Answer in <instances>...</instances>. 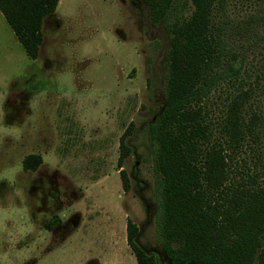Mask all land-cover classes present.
<instances>
[{
	"label": "rangeland",
	"instance_id": "374dc122",
	"mask_svg": "<svg viewBox=\"0 0 264 264\" xmlns=\"http://www.w3.org/2000/svg\"><path fill=\"white\" fill-rule=\"evenodd\" d=\"M216 22L241 68L212 92L210 113L248 89L249 117L264 108V0H222ZM168 38L144 0H59L33 60L0 12V264H138L128 220L144 251L158 249L148 130L165 100ZM260 140H249L252 167ZM32 153L37 170L24 168Z\"/></svg>",
	"mask_w": 264,
	"mask_h": 264
},
{
	"label": "trees",
	"instance_id": "16d2710c",
	"mask_svg": "<svg viewBox=\"0 0 264 264\" xmlns=\"http://www.w3.org/2000/svg\"><path fill=\"white\" fill-rule=\"evenodd\" d=\"M144 1L152 23L169 37L165 100L148 130L159 179L158 249L147 253L139 246L140 229L131 220L127 242L138 264H264V162L252 167L245 156L249 140L263 143L264 108L247 117L251 94L243 89L221 117L213 118L209 109L212 92L241 68L237 59L230 61L218 31L222 0ZM58 4L0 0L1 13L33 60L43 43L44 21ZM127 132L121 137L120 168L130 151ZM42 163V156L32 153L24 168L37 170ZM121 178L129 190L125 169Z\"/></svg>",
	"mask_w": 264,
	"mask_h": 264
},
{
	"label": "crops",
	"instance_id": "0c3cea01",
	"mask_svg": "<svg viewBox=\"0 0 264 264\" xmlns=\"http://www.w3.org/2000/svg\"><path fill=\"white\" fill-rule=\"evenodd\" d=\"M1 12V11H0ZM3 15V14H2ZM5 18V17H4ZM6 20V19H5ZM46 20V19H45ZM45 22V21H44Z\"/></svg>",
	"mask_w": 264,
	"mask_h": 264
}]
</instances>
